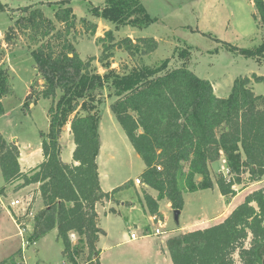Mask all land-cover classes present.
<instances>
[{
	"label": "trees",
	"instance_id": "obj_1",
	"mask_svg": "<svg viewBox=\"0 0 264 264\" xmlns=\"http://www.w3.org/2000/svg\"><path fill=\"white\" fill-rule=\"evenodd\" d=\"M70 3H35L12 12L8 31L24 36L43 81L32 102L42 97L50 99L51 105L48 130L39 132L42 161L22 171L16 142L0 134V170L5 184L14 185L15 190L38 184L42 208L31 218L30 243L56 230L67 264H101L97 242L104 231L97 223L96 204L111 200L114 193L133 183L128 180L110 192L100 187L98 127L99 105L104 99L100 89H113L108 94L114 96L111 112L145 164L139 174L141 183L156 192L152 196L144 191L141 204L156 217L162 215L159 201L166 199L171 209L182 210L184 193L213 188L208 165L220 157L227 177L218 172L215 185L226 202L236 194L234 187L244 182V175L248 182L264 176V97L253 92L248 76L235 77L228 95L217 96L210 81L188 69L189 47L177 52L179 67L169 68L165 59L118 72L110 61L114 48L131 56L150 54L157 41L152 37L115 40L110 30L97 38L102 47L98 62L105 68L99 73L92 57L83 60L76 51L72 33L77 17ZM44 6L51 9V17ZM254 6L264 29V0H254ZM90 12L110 21L115 29L125 25L142 28L152 22L140 0H104L102 6H91ZM80 22L87 32L96 33V23L85 18ZM224 46L264 63V41L255 48L228 42ZM29 89L23 106L31 103ZM9 90V70L0 66V116L4 113L1 99ZM67 124L74 143L70 163L61 158L60 137ZM71 233L77 237L75 243ZM165 243L172 264H263L264 186L245 195L222 221L170 236ZM22 255L21 249L16 250L0 264H22Z\"/></svg>",
	"mask_w": 264,
	"mask_h": 264
},
{
	"label": "rangeland",
	"instance_id": "obj_2",
	"mask_svg": "<svg viewBox=\"0 0 264 264\" xmlns=\"http://www.w3.org/2000/svg\"><path fill=\"white\" fill-rule=\"evenodd\" d=\"M56 0H0V66L9 70V92L2 97L4 113L0 116V134L10 141L14 138L19 145L30 144L31 149L39 146L40 131L48 130L47 110L51 100L40 97L33 101L41 89L40 76L35 70V61L31 48L21 32L9 30L11 16L15 9L23 6L46 3ZM152 19L147 26L136 28L129 25L118 29L103 18L91 15V6H102L104 0H71V7L76 14L77 24L72 35L74 46L81 59L93 58L92 64L99 73L105 68L98 62L101 45L97 38L110 30L115 40L130 37H152L157 41L156 49L150 54L129 55L120 48H114L110 59L111 66L118 72L129 71L131 67L155 65L168 59L169 68L179 67L181 61L177 52L189 47L190 59L188 69L200 78L211 82L214 93L219 97L228 95L233 80L237 76L252 78L251 88L257 95L264 97V80L254 81L253 75L264 77V63L245 58L230 52L224 46L228 42L241 48H255L264 41V29L254 6V0H140ZM13 12V13H12ZM47 16H52L49 7L44 6ZM255 16V19H254ZM96 23L94 35L85 30L80 19ZM61 25L57 24V27ZM32 87L28 106H23L27 91ZM30 90V89H29ZM104 97L99 105V133L102 148L98 164L101 174V187L105 190L115 189L131 180L133 185L118 190L110 198V204L117 206L120 213L108 212L107 206H98V224L105 230L99 237L97 247L100 249L101 264H172L166 247V239L187 230L202 229L215 223V217L222 214L221 194L215 185L218 172L227 177L223 158L209 163L210 176L214 187L192 193H184V205L180 212L179 224L173 219V209L166 199L159 201L157 219L165 226H159L146 216L140 208L130 210L129 203H141L143 192L155 194L152 189L140 183L135 187V179L145 168L143 160L133 149L123 129L113 116L110 104L114 96H108L113 89L105 86L100 89ZM28 102V103H29ZM66 128V126H65ZM66 131V129H65ZM67 132V131H66ZM60 137L61 156L71 159L72 140L68 135ZM196 179H200L197 175ZM247 181L235 186L240 191H253L258 184ZM0 260L9 257L16 250L22 251V264H67L62 253V243L57 238L56 230H51L34 243L28 236L32 230V216L42 208L39 191L34 186L15 190L14 185H6L0 170ZM140 197V198H139ZM18 199L20 202L11 205ZM225 200V199H224ZM104 204L103 201H101ZM125 202V205H121ZM11 211L20 216L24 223L22 238ZM218 219V218H217ZM136 224H134V223ZM158 228L160 233L156 234ZM131 231L143 236L133 241H126ZM73 243L76 235H70ZM237 258V255H235Z\"/></svg>",
	"mask_w": 264,
	"mask_h": 264
},
{
	"label": "crops",
	"instance_id": "obj_3",
	"mask_svg": "<svg viewBox=\"0 0 264 264\" xmlns=\"http://www.w3.org/2000/svg\"><path fill=\"white\" fill-rule=\"evenodd\" d=\"M41 79V78H40ZM42 83L43 81L41 80V83H40V88L42 87ZM29 93V89L27 91V94ZM66 129V131H65ZM99 129V128H98ZM66 132V134L68 135L69 138H71L72 140V144H71V150H69V153L71 155V159H67V160H64L62 158L63 161L67 162V163H70L72 162V152H73V149H74V143H73V139H72V134L70 133V126L69 124L66 125V128L64 127L63 128V131H62V134L61 136H64V133ZM99 132V131H98ZM99 137H100V133H99ZM10 141H15L18 148H19V157H18V160H19V165H20V168L22 171H27L29 169H32L34 168L35 166H37L43 159L42 157V151H41V145L39 143V146L35 149H31V145L30 144H23V145H19L18 144V140L17 139H13V140H10ZM101 141V140H100ZM101 148H102V144L100 143V150H99V154H98V157H97V165H98V174H99V184H100V187H101V182H102V179H101V174L99 172V164H98V159H99V155H100V151H101ZM221 158V157H220ZM223 158V157H222ZM223 160V159H222ZM226 171V169H225ZM258 184L259 187L261 186H264V176L259 180V181H256L254 182V184ZM252 184V185H254ZM29 187L31 186H34L37 190H38V184H31V185H28ZM138 185H135V187H137ZM27 187V186H26ZM25 187V188H26ZM24 189V188H22ZM102 191L103 192H110L112 191L113 189L111 190H105L101 187ZM235 189V187H234ZM247 189L244 188V189H241L240 191H236V194L230 198L229 202H226V200H224V197L221 195V199L223 200V206L222 208L220 209V212H222L221 215L219 216H216L215 217V223H218L220 221H222L233 209L235 206H237L239 203H241L245 197V195H247L249 192H251V190L249 191H245ZM149 191H150V188H149ZM149 193V192H148ZM151 194V193H149ZM152 196H155V194H151ZM140 198V197H139ZM104 204H102V202H98L96 204V212L98 214V206L100 207H103L105 205H108L107 206V209H108V212H112V213H120V209L117 207V206H112V204H110V200H103ZM126 203L125 202H122L121 205H125ZM130 205V210H135L136 207H139L140 208V212L142 213V216H146L148 217V219L151 221V215L147 213V211L145 210V208L142 206V204L139 202L137 204L131 202L129 203ZM170 205V203H169ZM110 208H113L114 210L113 211H110ZM171 208V207H170ZM161 213V212H160ZM162 214V213H161ZM99 216V215H98ZM163 216V215H162ZM164 218V216H163ZM218 218V219H217ZM15 221V220H14ZM97 223H98V217H97ZM134 223V222H133ZM214 223V224H215ZM135 224V223H134ZM136 225V224H135ZM99 226V224H98ZM100 227V226H99ZM101 228V227H100ZM102 229V228H101ZM103 230V229H102ZM104 233H105V230H103ZM187 231H190V230H187ZM186 232V231H185ZM70 235H75L74 233H71ZM102 235V234H101ZM100 235V236H101ZM99 236V237H100ZM169 238V237H168ZM126 241H133V240H130L129 238L126 240ZM98 243V242H97ZM98 248V247H97ZM99 249V248H98ZM169 255V254H168Z\"/></svg>",
	"mask_w": 264,
	"mask_h": 264
},
{
	"label": "built area",
	"instance_id": "obj_4",
	"mask_svg": "<svg viewBox=\"0 0 264 264\" xmlns=\"http://www.w3.org/2000/svg\"><path fill=\"white\" fill-rule=\"evenodd\" d=\"M141 183L140 179L139 178H136L135 179V185H139ZM19 200L18 199H15L11 202V205H16V204H19ZM19 219V218H18ZM15 220V219H14ZM151 221L152 222H157L159 224V226H165L164 223L161 222V220L157 219L156 216H152L151 217ZM15 223L18 225L19 227V235L23 238L24 235H23V229L24 228V223L22 222V219H20L18 222L15 220ZM155 233L158 234L160 233V230L158 228L155 229ZM143 236L142 234H138L136 233L135 231H131L130 234H129V239L130 240H136L137 238Z\"/></svg>",
	"mask_w": 264,
	"mask_h": 264
},
{
	"label": "water",
	"instance_id": "obj_5",
	"mask_svg": "<svg viewBox=\"0 0 264 264\" xmlns=\"http://www.w3.org/2000/svg\"><path fill=\"white\" fill-rule=\"evenodd\" d=\"M180 212H181V210H179V209H174V210H173V219H174V222H175L176 225L179 224V216H180ZM263 264H264V263H263Z\"/></svg>",
	"mask_w": 264,
	"mask_h": 264
}]
</instances>
